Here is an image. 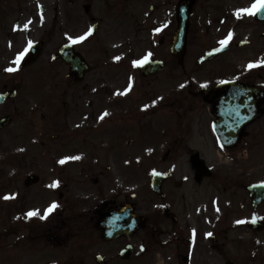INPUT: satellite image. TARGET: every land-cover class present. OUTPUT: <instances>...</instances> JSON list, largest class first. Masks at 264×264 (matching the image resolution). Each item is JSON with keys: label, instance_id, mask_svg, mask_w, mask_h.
Masks as SVG:
<instances>
[{"label": "flooded vegetation", "instance_id": "flooded-vegetation-1", "mask_svg": "<svg viewBox=\"0 0 264 264\" xmlns=\"http://www.w3.org/2000/svg\"><path fill=\"white\" fill-rule=\"evenodd\" d=\"M136 1L98 0L96 8L94 0H84L81 11L64 9L59 20L62 37L51 54L53 67L42 77L50 79L54 95L50 104L40 92L41 78L26 91L24 74L23 79L10 76L25 67L13 74L5 70L23 51L14 48L18 34L28 31L22 29L20 0L0 1L2 28L9 26L15 33L0 58V93L16 92L0 103V120L4 119L0 133L9 129L7 135L0 134L6 138L0 139V197L21 183L19 196L5 209L19 205L18 213L24 216L28 205L38 210L50 199L59 205L48 223L32 220L30 226L20 217L17 226H9L2 236L19 232L22 254L28 233L51 236L62 254L69 255L68 249L75 246V232L69 230L72 222L94 223L101 208L128 204L141 227L128 238L132 247L126 264H138L143 258L152 264H218L220 257L231 253L233 264L236 259L240 264H264V225L257 229L252 224L254 219L264 223V202L252 208L247 190L252 182L264 181V173L257 170L262 168L260 139L252 138L249 123L236 138L232 135L221 143L216 133L220 116L215 111L220 83L256 85L264 93V77L251 73L248 54H228L242 52L239 45L234 48L232 35L220 54L206 57L208 51L223 47L220 41L241 19L236 1L193 0L179 55L173 54L172 43L180 0H155L148 12L134 6ZM13 10L16 16L11 19ZM29 18L31 26L34 19ZM89 28L92 32L83 41L70 43L69 36L77 38ZM52 33L57 38V32ZM63 43L90 67L83 76L58 56ZM190 47L195 54L188 63ZM149 53V64L132 66V61ZM130 77V90L118 94L129 88ZM256 105L261 110L264 95ZM74 156L80 158L58 163ZM255 164L258 167L251 169ZM56 180L59 186L49 187ZM117 250L110 259L102 251L105 257H94L91 264H119L112 262L116 252L123 260Z\"/></svg>", "mask_w": 264, "mask_h": 264}, {"label": "rangeland", "instance_id": "rangeland-1", "mask_svg": "<svg viewBox=\"0 0 264 264\" xmlns=\"http://www.w3.org/2000/svg\"><path fill=\"white\" fill-rule=\"evenodd\" d=\"M0 1L3 2V0H0ZM83 1L84 0H20V2H18V4L20 5V7H19L20 10L24 13L22 20H25V19L31 17L34 19L33 20L34 22L30 26V28L28 29L29 31L26 35L21 34V33H20V35L18 34V39L16 41V46L14 48L17 50L21 49L23 47V40L26 36L30 40L31 39H33V40L37 39L39 41H42L43 48H44L43 53L41 55V58H39L38 60H36L34 62V63H36L35 65H37V64L42 65V68L26 66L25 69L22 70L21 72L15 74V75H10V76H13L16 78H22V76L24 74L25 78L24 79L22 78L23 81L26 82V84H25L26 88L24 87V90H26V91L29 90L30 86L34 85L36 83V82H32L33 80H36L38 78L42 79V77L44 76L43 70L51 71L53 65L48 63V61H49L48 57L50 56V53L53 52L54 46L57 43V41H59L62 37L59 34V31L62 30V28L59 27V25H60L59 20L61 19L62 15H63V11H64V9L69 10L71 8H74V7L80 8V11H81ZM94 1H95V4H94L95 7L98 8V6H99L98 0H94ZM154 1L155 0H137L136 3L134 4V6H137L140 8L144 7L145 12H148L149 5L151 3H154ZM235 1H236V3L234 6L237 7V9L250 7L251 4H253V2H255V0H235ZM38 3L41 4L43 13L37 17L36 12L39 14V12L37 11V8H36ZM249 3H251V4H249ZM107 8H110V7L108 6ZM1 10H2V7L0 5V58L3 56V53H5V51L9 47V43H8L9 38L13 39V35L15 34L12 32L13 30L10 31L9 26L2 28V25L5 22H4L3 17L1 16ZM154 13L161 15V11H159V10H156ZM15 16H16V10H13L12 14H11V17H12L11 19L15 18ZM163 18L164 17L162 16L161 19H159V20H162ZM240 18L241 19H239V22L234 23L235 29L232 30V33L234 35V39H233L234 48L238 49L237 44H236L238 40L247 39L250 41V44L248 46L241 48L240 49L242 51L241 53H236V50H235L232 53L229 52L228 54H232L233 56H236V57H241L240 54H242V55L243 54H245V55L249 54L250 55L249 56L250 62L253 64H257L258 66H256V68L259 69L262 65H264V63H260L261 61H264V37L261 36V34L264 32V22L263 23L256 22L254 20L253 16H249V15L245 16L244 14H242L240 16ZM145 23H147V22L145 21ZM170 27L167 28L166 30H164L162 35L166 34L167 31L170 29ZM52 30H55L57 32V38H56V36L53 35ZM81 30H82V28L76 30L74 34L79 33ZM4 31H6V33ZM171 33H173V29L171 30ZM193 35H194V31L192 30L191 35H190V39H194ZM101 38L107 39L108 37L104 38L103 36H101ZM11 46H13V41H11ZM203 46L204 45H202L201 47H203ZM194 49H195L194 47L189 48V52H188L189 55L186 58L188 63L191 61V57L195 54V53H193ZM107 56L110 57L111 55H107ZM5 57H7V56L4 55V58ZM1 64H2V61L0 62V65ZM231 64L233 66L235 63H231ZM102 69H104V68H101L99 70H102ZM261 70L262 69H259V71H261ZM41 85L43 87H42V90L40 92L45 93V95H46L45 99L47 98L46 100H48V103L50 104L52 102V96H54V95H52V91H51L52 88L50 86L49 76H47L41 80ZM30 91H32V90H30ZM60 91H61V88L58 89V92H60ZM32 92H34V91H32ZM35 93H36V89H35ZM22 100L24 102L27 100L28 104H31V102H32L27 98L25 99V97ZM15 101L18 103L19 99H16ZM51 108L52 107H50V109ZM256 123L251 124V134L253 132L260 131V135H255L252 138H259L260 141L258 143L262 142L263 146H264V116H262V118L258 119V121ZM259 126H261V127H259ZM8 130H4L0 134H6L7 135ZM0 139L6 140V138H0ZM31 140H32V138H28V141H31ZM259 163L262 164V168L257 169V170H260L261 172L264 173V150L262 151V156H261V160ZM257 167H258V164H255V165L251 166V169L257 168ZM257 170H254V171H257ZM254 171H252V172H254ZM17 187L18 186L15 187L16 191L18 190ZM7 193L15 194V191L8 190ZM91 199H92V197H91ZM7 203H9L8 200L1 199V201H0V227H2V226L7 227L10 225V223L6 222V219H10V218H6L5 217L6 213L4 212V208H5V205ZM262 211H264V206L262 207ZM55 215H53V217H51V218L54 219ZM31 223H28V224H31ZM65 229H67V228H65ZM69 230L75 232L74 234L77 236L76 239L81 242V244H80L81 247H80L78 254L74 255V256L64 255L60 252L58 254L59 263L62 264L61 261L65 258L66 259L71 258L72 260L69 262H66L65 264H91V262H93V258L95 256V254L99 251L98 249H95V248H98V246H99V244H98L99 239L97 238V235L95 233H93L90 230V228L84 226L83 223H73L72 222L70 224ZM31 237L32 236L30 235L27 241H29L30 245L34 246V240ZM13 239L14 238L12 236H10L7 239V242H5L4 239H2V241L0 240V262L2 261L3 257H5V258H8L9 264H19V263L20 264H37L38 261H35L37 258V255L35 254V252H38L37 248H36L35 252L34 251L27 252L26 257L24 255L22 257L23 258L22 260L19 257V253H18L17 249H12L11 252L4 250L5 248H7L9 246V241L13 240ZM94 241L96 242L95 248H91L90 245H88V244H90L91 242H94ZM41 242H42V246H52V244L54 243L53 241L45 242L44 240L39 239L38 244H40ZM108 246H109V248L113 247L110 251H108L106 253L107 254L106 258L110 259L112 256L111 254L114 253L113 251L119 247V244H115L113 242L105 244V245L101 244V247L107 248ZM52 250H55V248H52ZM58 252H59V250H58ZM40 253H43V252L41 251ZM232 255H233V253L226 255L225 257L229 258ZM53 259H55V256L52 254L48 255V256L40 255L39 264H48V262L53 260ZM113 259L114 260L112 262H116L119 264L124 262L118 258L117 253H116V255H114ZM222 262H223L222 258L220 257L219 258V264H223ZM152 263L153 262L150 259H149V261H147L146 258L140 259L138 262V264H152ZM156 263H159V262H156ZM234 264H240V261L238 259H236Z\"/></svg>", "mask_w": 264, "mask_h": 264}, {"label": "water", "instance_id": "water-1", "mask_svg": "<svg viewBox=\"0 0 264 264\" xmlns=\"http://www.w3.org/2000/svg\"><path fill=\"white\" fill-rule=\"evenodd\" d=\"M191 1L192 0H182L178 7V28L174 36L172 47L174 55H179L183 52V45L190 16ZM256 18L259 20H264V10L256 13ZM39 53V48L34 46L30 51V56L26 59L24 64L32 62ZM61 56L67 63L74 65L77 64V59L73 57L69 50H64L61 53ZM80 71L82 72L83 69H80ZM223 89L228 90L222 91ZM219 95V108L215 109V111L220 115L219 121L220 123L230 126L231 128L233 126V130L235 129L232 134L230 127H228L227 130L222 129L221 131L224 132V134L231 136L234 135V138H236V133L243 124L252 121L257 116H259V114L256 113L255 101L261 95V92L257 87H246L240 86L238 84L226 83L220 86ZM241 95L247 97V101L249 102L247 105H250V107H244L242 103L238 105V100L240 99ZM4 98V95H0V102ZM3 121L4 119L0 121V127L4 125ZM221 131L219 130L218 133L221 134ZM255 190L256 194L254 193ZM252 195L256 197L254 200V203L256 204L260 199H262V197H264V186L260 185V188L253 187ZM127 210L124 208V211L122 212H114L111 210H108L107 212L101 211L98 221L96 222V226L102 229L106 239L115 238L119 235L129 236L138 227L137 224H135L134 219H131L129 210L128 212Z\"/></svg>", "mask_w": 264, "mask_h": 264}, {"label": "snow or ice", "instance_id": "snow-or-ice-1", "mask_svg": "<svg viewBox=\"0 0 264 264\" xmlns=\"http://www.w3.org/2000/svg\"><path fill=\"white\" fill-rule=\"evenodd\" d=\"M261 10H264V0H255V2L250 6V7H247V8H241V9H238L236 11V15L237 17H240L242 14H248V15H255L256 13L260 12ZM25 28L28 27V24H25L24 25ZM157 31H159V29H157ZM92 32V29L89 28L88 32L84 33L83 35L77 37V38H72L71 36L68 37L70 43L72 44H75V43H78V42H81L83 41L87 36H89ZM231 33H229L228 37H226L225 39L221 40L220 41V44L222 46H225L227 45L228 41L231 39ZM32 46V41H29L28 42V46L25 47V49L21 52H19L16 56V59H15V64L17 66H19L20 62L23 60V58L25 57V55L28 53L29 51V48H31ZM151 53L145 55L142 59L140 60H134L132 61V66L133 67H138V66H143L145 64H147L149 62V57H150ZM115 59L119 60L120 57H115ZM260 63H264V61H261ZM258 66L257 64H253V63H249V65L247 66L249 69L253 68V67H256ZM17 68H8L6 69V71L8 72H14L16 71ZM132 86V78L130 77L129 78V88L128 89H125L123 93H118V94H126L130 88ZM203 86V85H202ZM181 88L184 87L183 84L180 85ZM156 103V100H153L151 102L152 105H155ZM148 107H150V105L146 104L143 106V108L147 109ZM104 116H107L108 113L105 112L103 114ZM101 119H103V116L101 117ZM80 157L78 156H74V157H64L62 159H60L58 161V163L60 164H64L67 160H75V159H79ZM59 186V181L56 180V181H53L49 187L51 188H56ZM15 195L16 194H7L3 197V199L5 200H8V199H14L15 198ZM59 207V205L56 203V202H53L51 205H49L48 208H46L44 211H43V214L40 213L39 210H29L27 213L24 214V218L25 219H31L33 217H38L39 219L41 220H46L49 215L57 208ZM20 217H16V219H19ZM245 221H237L236 223H244ZM253 223H255V219L252 221ZM207 235L211 236L212 233H208Z\"/></svg>", "mask_w": 264, "mask_h": 264}, {"label": "bare ground", "instance_id": "bare-ground-1", "mask_svg": "<svg viewBox=\"0 0 264 264\" xmlns=\"http://www.w3.org/2000/svg\"><path fill=\"white\" fill-rule=\"evenodd\" d=\"M232 41H233V40H232ZM230 43H231V42H230ZM230 43H229V44H230ZM26 56H27V55H26ZM25 58H27V57H25ZM25 58H24V59H25ZM24 59H23V60H24Z\"/></svg>", "mask_w": 264, "mask_h": 264}]
</instances>
